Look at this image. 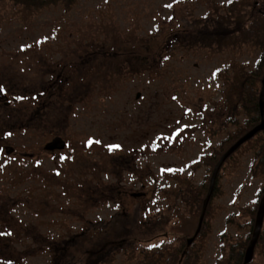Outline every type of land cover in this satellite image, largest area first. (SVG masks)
<instances>
[{"label": "rangeland", "instance_id": "rangeland-1", "mask_svg": "<svg viewBox=\"0 0 264 264\" xmlns=\"http://www.w3.org/2000/svg\"><path fill=\"white\" fill-rule=\"evenodd\" d=\"M29 2L0 3V233H10L0 264H137L135 240L191 237L201 208L165 191L208 189L213 165L198 160L218 144L219 157L245 119L238 106L221 130L225 81L259 69L264 37L254 46L233 33L222 50L188 42L228 0H79L69 11ZM253 2L243 13L259 15L256 38L264 6ZM55 136L65 147L46 151ZM255 160L244 146L221 166L202 264H231L227 245L246 236L264 185ZM250 264H264L262 245Z\"/></svg>", "mask_w": 264, "mask_h": 264}, {"label": "trees", "instance_id": "trees-1", "mask_svg": "<svg viewBox=\"0 0 264 264\" xmlns=\"http://www.w3.org/2000/svg\"><path fill=\"white\" fill-rule=\"evenodd\" d=\"M5 1H10L14 5L24 4L28 6L29 4H31L29 2L30 0H0V3ZM78 1L79 0H36L35 4L38 6H44L46 4L59 5L61 8H63V10L69 11L70 8ZM253 1H256L257 5L263 4L264 6V0H260V1L231 0L230 3L227 2L224 8V12L220 16L218 15L219 17L217 16L212 21L207 22L202 28H200L199 26H194L193 28H189L186 31L187 32L186 37L188 38V42L191 44L200 43L207 47H211L212 45H217V47L219 46L221 50L226 48L229 49L230 47L235 46L234 43L235 38L233 36V33H236L237 35H239L236 38V40L238 39L237 42L244 41L245 39L248 40L251 38L252 41L251 43L254 44V46L258 45V43L260 42L258 40L263 39L262 37H264V35L262 36L257 35L256 38H253V34L257 32L256 29L253 30V27L251 26H255L258 22H260L259 20L260 17L259 15L253 14L252 17L249 19V14L243 13L244 9L246 7H249L250 5L255 7V3ZM263 11L264 10L262 9L261 12ZM247 22H249V25H247ZM242 68L243 67H239V69L237 68V70L233 71L235 72V75L232 77V79L225 81V85L227 87L224 89L223 92V104L220 105L219 107L221 108V113L219 114V118L217 119V122L219 123L218 120L221 119V115L223 114L222 116H227L228 118L227 120L229 122L226 124H224L223 122L221 130H224L225 125L232 124V119H233L232 115H234L233 111L237 109L238 106L242 108L241 110L243 111L245 119L234 130L227 131L225 136L226 138L223 141L224 144L227 141L229 143L232 142L234 143L243 134H245L247 131H249L251 128L257 125L260 120L258 97L261 88V80L263 77V74H261V72L262 69L264 68V56L258 70H255L254 72H249V71H245V69ZM229 70L230 71L234 70L233 64L230 66ZM249 79L250 81H248ZM258 87L259 90H257ZM223 110L225 112H223ZM244 146H247V148L254 153L256 159L255 161H257L258 164L256 162L255 164L256 167H254L253 169L256 170V175L260 174L264 180V131H258L254 136H252L250 139H248L243 144H241L231 155L227 157V159H230L232 156H234ZM219 147L221 148L220 144H218V146H213L212 151L208 153V155L206 154L202 155L201 158L198 160V163L204 162V165H206L208 168L211 167L210 165H213V169H214V166L218 162L220 156L227 150L226 149L225 151H223L218 157ZM216 179L212 187L209 201L206 204L201 227L196 235L193 234L191 237H189L192 238L191 243L186 244V240L189 238H185L182 235H178L175 230H172L170 232L169 231L164 232L161 236H159L160 238H162V241L154 244H152L153 242L151 240L146 242H140V240L139 241L135 240L134 244L136 245L134 244L133 246L130 245L131 249L129 253L131 256L134 255V251L138 253V257L140 258V260H138L137 264H202L201 261L202 242H200V239H202V237L205 235V229H204L205 221H206L205 218L212 197L214 196L213 194H214ZM209 186L210 183L208 185V189L201 185L195 187L197 188V190H200L199 192L202 191L204 195H201L202 193L200 194L199 192L198 194L189 193L188 191L190 190V186H187L185 187V189H183L181 185H179V188H175V187L172 188V191L171 190L169 191V195L167 191H165V193L167 199H169V196H171L174 199L175 198L179 199L178 203H181V205L184 207H188L189 212H191V210L193 212L194 210L197 211L200 208L202 210L203 202L209 191ZM200 187L201 188L204 187V190L201 189ZM259 194L261 195V197L264 195V185L261 188ZM177 196H179V198H177ZM261 197L259 198V201ZM259 201L258 204H256L257 203L256 202L252 206L251 210L248 213L250 220L247 224L248 232L246 236L240 238L236 244L231 243L227 245L230 251V255L229 257H225V259L231 262V264L243 263L245 251L252 238L255 219L259 207ZM201 210L198 216V221L201 214ZM161 221H165V218L162 219ZM175 225L177 224L175 223ZM125 242H129V241L124 240L122 241V244H124ZM181 245L184 248V252L182 255H180V250H179ZM260 245L264 247V216L258 237L254 244L253 254L254 251ZM128 257L130 259L132 258L130 256ZM252 260H253V256L251 261L247 264H250Z\"/></svg>", "mask_w": 264, "mask_h": 264}, {"label": "water", "instance_id": "water-1", "mask_svg": "<svg viewBox=\"0 0 264 264\" xmlns=\"http://www.w3.org/2000/svg\"><path fill=\"white\" fill-rule=\"evenodd\" d=\"M138 96H139V94H137V97ZM258 108H259V114H260L259 123L257 125H255L253 128H251L249 131H247L245 134H243L238 140H236L220 156L218 162L214 166V169H213V172H212V175H211L209 191H208V194H207V196H206V198H205V200L203 202L202 212H201L200 217H199V221H198L197 229L195 231V235L198 233V231H199V229L201 227V223H202V220H203L206 204H207V202H208V200L210 198L212 187L214 185V182H215V179H216V176H217V174L219 172L220 167L222 166L224 161L227 159V157L229 155H231L241 144H243L245 141H247L252 136H254L258 131H264V73H263V77H262V80H261V88H260L259 97H258ZM64 147H65V141L60 136L53 137L50 141H48L44 145V149L47 150V151L62 150ZM140 195H142V193L132 194V196H134V197H138ZM263 216H264V195L261 197V199L259 201V207H258V212H257L256 219H255V224H254V230H253L252 238H251V240H250V242H249V244L247 246V249L245 251V255H244V259H243V263L242 264H247L252 259L254 244L256 242V239H257L259 231H260V227H261V224H262Z\"/></svg>", "mask_w": 264, "mask_h": 264}, {"label": "flooded vegetation", "instance_id": "flooded-vegetation-1", "mask_svg": "<svg viewBox=\"0 0 264 264\" xmlns=\"http://www.w3.org/2000/svg\"><path fill=\"white\" fill-rule=\"evenodd\" d=\"M141 187L144 188V187H145V184L142 183V184H141ZM143 196H144V194H143V195H140V196L137 197V198H141V197H143ZM177 198H179V196H177ZM189 243H191V242H189V239H187V240H186V244H189ZM179 250H180V255H182L183 252H184V248H183L182 245L180 246V249H179Z\"/></svg>", "mask_w": 264, "mask_h": 264}, {"label": "snow or ice", "instance_id": "snow-or-ice-1", "mask_svg": "<svg viewBox=\"0 0 264 264\" xmlns=\"http://www.w3.org/2000/svg\"><path fill=\"white\" fill-rule=\"evenodd\" d=\"M228 2L230 3L231 2V0H228ZM169 7H170V5H168ZM0 90H2V89H0ZM5 234H8V235H10V233H0V235H5Z\"/></svg>", "mask_w": 264, "mask_h": 264}]
</instances>
